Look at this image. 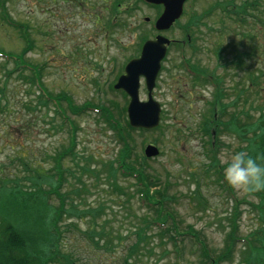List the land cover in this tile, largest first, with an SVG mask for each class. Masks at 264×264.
I'll use <instances>...</instances> for the list:
<instances>
[{
    "label": "rangeland",
    "instance_id": "obj_1",
    "mask_svg": "<svg viewBox=\"0 0 264 264\" xmlns=\"http://www.w3.org/2000/svg\"><path fill=\"white\" fill-rule=\"evenodd\" d=\"M214 1L188 0L183 17L163 34L180 43L167 52L152 94L162 108L160 124L145 132L128 127L129 100L112 85L125 64L138 57L141 39L153 38L144 18L152 20L157 10L140 0H5L9 18L27 25L31 44L27 49L19 30L0 15V51L37 67L44 91L57 100L66 98L58 108L75 126L72 140L69 125H61L62 113L36 104L40 95L31 73L17 69L12 58L0 57V93L4 90L2 102L11 109L9 117L0 111V208L21 201V194L41 201L53 240L45 264H154L152 254L165 253L167 241L157 240L155 232L146 236L151 257L140 239L137 250L128 251L135 239L130 232L148 209L139 199V179L124 177L116 168L117 157L122 170L141 173L150 194L161 191L155 203L174 216L179 233H191L176 238L183 242L180 260L162 264H210V258L223 254L220 264H264L263 234H258L264 232V168L256 163L251 133L242 124L245 114L249 121L259 115V86L256 80L254 87L248 82L264 70L259 54L264 51V0H248L257 8L245 28L232 20L220 25L219 11L191 28ZM235 28L252 34L253 46L239 44L225 56L221 42L236 45ZM250 49L255 52L251 57ZM139 85L145 101L143 79ZM84 106L104 109L75 115ZM109 116L117 122L112 127L106 124ZM234 117L240 122L231 126ZM211 134L221 146L214 156L217 169L207 150ZM147 145L155 146L158 156L146 157ZM70 148L73 153L64 156ZM97 179L112 189L102 193L105 185L96 186ZM11 217L15 226L22 224L20 216Z\"/></svg>",
    "mask_w": 264,
    "mask_h": 264
},
{
    "label": "trees",
    "instance_id": "obj_2",
    "mask_svg": "<svg viewBox=\"0 0 264 264\" xmlns=\"http://www.w3.org/2000/svg\"><path fill=\"white\" fill-rule=\"evenodd\" d=\"M224 8L228 10V15H227L228 18H230L234 22L245 23V21L242 20L243 18L244 19L246 18L243 5H239V3H236L235 0H228L226 3V7ZM201 18L202 16L198 17L197 20L200 21ZM234 33L235 34L237 33L235 29H234ZM217 34L221 35L219 30ZM240 35H241L240 38H236L239 40V42L238 40H236L237 42L236 45L230 46L229 43L225 42V39L223 40V42H221V47H224L225 49V56L230 54V50L233 52L232 49H236L237 47L240 48L239 44H242L243 46H245V43H243L244 36L242 34ZM201 40H203V38H201ZM250 54L252 55V53L250 52L248 56H250ZM259 54L261 55L262 58H264V51H261ZM218 55H219V58L220 56L224 58V55L222 54H218ZM242 60L246 62V58ZM229 63L234 65L236 64V60L234 62L229 61ZM246 71L247 69L244 70L243 72H246ZM255 80H256L257 85L259 86L258 88L259 89V100H260L258 102V108H260L259 115L255 120L249 121L250 120L249 114L248 113L245 114L246 120H245V123H242V124L244 127V131L246 133L248 132L251 133L249 141L251 142L253 146V150H254L253 152L256 155H258L256 163H258L259 167L264 168V70L260 69V74L258 76L255 77L254 75V77L250 78L248 82L250 87H254ZM246 90L247 89H244V92ZM248 91H251L249 90V87H248L247 92ZM4 98H5L4 90L3 91L1 90L0 111L2 113L7 112V117H9L11 114V109L9 108L8 101L2 102V99ZM216 98H217V95L215 99ZM40 100H43L46 105L41 106V104L39 103ZM39 102L36 101V104L40 108L48 106L47 108L49 109L50 107H52L51 104H53L54 106L56 105L52 99L48 98L47 96L45 97L44 95L39 96ZM217 118L219 120L218 114H217ZM229 122L231 123V126H233L235 125V123H239L240 121L236 117H234ZM8 125L10 126V124ZM51 125H53V123ZM226 126H229V125H226ZM252 130H256V131L252 134L253 132ZM210 136L212 137V135ZM213 140H215L216 142L214 143ZM211 141L213 143H210V142L208 143L209 146L207 147V150L211 154L212 164L214 165L215 164L214 156H215V153L217 152L216 148L221 147V146L217 144L218 138L216 135L214 136V139L211 138ZM120 164L123 165L124 163H120ZM84 171L86 172L85 169ZM125 174L132 176L137 180L139 179L138 180V184L140 186L138 190V193H140L139 199L141 200L142 203L146 205L148 209L147 213L139 217L138 220L136 219L137 224H135L134 227L132 228L134 230L130 232L131 234L134 235L135 239L129 245L128 251H129V248H133L137 250L136 244L138 243L140 239L142 241V244L145 247L144 251H147L148 257L149 256L151 257V253L153 250L151 248L148 249L147 242L149 238H147L146 236L151 235L155 232L154 236L156 237L157 240H161L163 237H165L164 239H166L167 244L164 248V252L166 254L169 253L173 258L167 257L165 253H163L161 256H158L159 251L158 252L156 251L155 253L152 254V256H156V259H154L155 260L154 264H162V262L165 259H169V260L174 259V261L180 260L181 255L183 254V247H182L183 242H180V244H178L176 241V238L180 236L181 233H179L177 229V223L174 221L175 218H173L174 217L173 215H171L170 213L168 214L165 211L162 213L163 209L160 208L161 207L160 201H157L155 203L156 200L154 196H156L157 194L163 196V194L160 193L161 191H157V192L151 191V194L154 192L152 196L150 194L148 187L146 188L147 185H146L145 178L144 179L142 178L140 172L138 171L136 172L132 170L131 173L128 174L127 172L124 171V174L122 175L124 177H127ZM98 178L100 177L98 176ZM100 185H105V184H103L101 180L97 179L96 186L99 187ZM109 186L111 185H108V187L107 185H105V187L101 188L102 193L106 194L108 189H112ZM144 188H146V190H144ZM20 200L21 201H17L16 203H13L14 201L10 200L11 203L9 204V207L6 206L5 203H3L4 206L0 208V213L2 214L0 215V264H45V259H44L45 253L47 252L49 245L53 241L51 238V233H50V229L52 226L51 224L47 222L48 212L47 210L42 208L41 201L37 200L35 197H31V194H21ZM99 204L102 205V202H100ZM28 210L31 211L32 215L28 213ZM13 214L17 215L18 217L19 216L21 217V222H22L21 225L15 226L14 224L11 223L13 221L11 215ZM89 215L92 216L91 209H90ZM95 216H96V213L93 214L94 218ZM169 218H171V221H170L171 225L167 226L166 222L169 220ZM123 221L125 222V224L131 225V221L128 218H124V216H123ZM153 221L154 223H156L155 226L151 224V222ZM108 222L109 220H106V223L104 222L105 226L106 224H108ZM140 222H142V224L139 226L138 224ZM258 234H263V245H264V232H258ZM143 235H144V238H143ZM118 239L120 241L122 240V238H119V237ZM124 239H126V237ZM109 246H110V250L112 249V247H114L111 242L109 243ZM200 246L201 245L199 244L198 247ZM52 251L55 252L56 250H52ZM128 251H127V255H128ZM57 254H54L52 257H55ZM223 256L225 257V254H223L222 256L216 259L210 258L212 260V261L210 260V264H215V263L220 264ZM132 258L134 257H131L129 259L132 260ZM65 264H67V260Z\"/></svg>",
    "mask_w": 264,
    "mask_h": 264
},
{
    "label": "water",
    "instance_id": "obj_3",
    "mask_svg": "<svg viewBox=\"0 0 264 264\" xmlns=\"http://www.w3.org/2000/svg\"><path fill=\"white\" fill-rule=\"evenodd\" d=\"M145 2L164 6L163 13L155 21L156 29L162 31L169 29L174 20L180 17L185 0H145ZM169 43L170 41L162 36H156L154 40L144 42L139 58L126 64L125 74L120 76L117 83L113 85L114 89H122L130 97L127 115L132 128L151 130L159 124L161 108L151 94ZM141 77L144 78L147 89V101H141L139 98ZM144 152L149 158L158 156L157 148L152 145H148Z\"/></svg>",
    "mask_w": 264,
    "mask_h": 264
}]
</instances>
